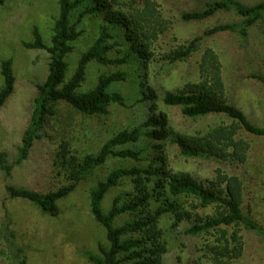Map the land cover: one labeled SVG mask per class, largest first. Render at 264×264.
I'll use <instances>...</instances> for the list:
<instances>
[{
    "label": "trees",
    "instance_id": "16d2710c",
    "mask_svg": "<svg viewBox=\"0 0 264 264\" xmlns=\"http://www.w3.org/2000/svg\"><path fill=\"white\" fill-rule=\"evenodd\" d=\"M6 1L0 0V6ZM57 4L58 15L52 28L51 44L47 46L43 43L36 28L33 30L34 39L24 43L27 48L47 51L48 73L46 79L36 85L34 106L14 162L7 163L4 154L0 153V169L5 179L10 176L12 165H19L28 157L34 140L42 136L47 120L56 115L60 104L64 103L88 116L105 114L111 104L124 105L120 93L107 89L111 83L125 80L124 71L101 75L93 87L80 91L90 61L117 66L127 63L130 55L136 54L146 67L155 59L153 51L157 40L171 25L155 0H57ZM80 6L82 9L77 20L70 21L71 14ZM225 11L234 12L239 21L216 24L169 50L160 59L168 63L184 61L199 49L202 39L218 32H237L246 38L248 29L264 20V0L253 5L237 0H209L199 10L182 12L180 19L183 22L199 21ZM98 13L116 32H108L106 26L101 28L90 47L80 55L72 75L65 78V56L79 37L76 24L85 15ZM118 30L121 31L122 44L114 39ZM114 50L117 56L111 57L109 53ZM221 68L214 49H204L198 61L197 80L185 83L176 91H166L162 102L169 107H178L182 115L189 118L214 115L227 121H220L203 134L180 133L168 123L164 113L156 112V96L148 90L146 97L151 101L149 117L130 129L114 134L96 153L77 156L66 145L60 146L55 162L65 175V185L43 193L6 183L7 197L27 199L42 212L57 216L59 209L56 201L69 194L94 168L103 165L109 158L132 160L139 164L112 169L90 190V212L104 227L106 244L98 245V255L87 254L88 260L92 264H164L167 242L159 222L168 215L172 229L182 221H188L186 234L206 236L192 264H233L244 251L243 230L255 233L264 240V226L242 212L243 181L237 175L227 173H218L205 182L198 181L186 172L170 168L163 149L168 141L185 158L242 164L247 159L249 142L240 137V133L264 137V126L252 123L241 109L228 100ZM1 75L0 107L14 89L15 78L10 60L2 61ZM256 78L264 83V77ZM141 137L155 142L149 150L124 147L139 142ZM150 151L152 156L147 155ZM123 180H129L130 189L116 194L110 208L104 211L101 206L103 197ZM183 198L192 199L196 203L193 207L210 206L213 211L207 215L194 212L183 206ZM122 215L130 218L122 224H115V220ZM6 226L4 229L0 227L4 247L0 249V255L6 253L8 259H16L17 264H26L24 257H20L21 250L17 248L15 236L9 230L10 221Z\"/></svg>",
    "mask_w": 264,
    "mask_h": 264
},
{
    "label": "rangeland",
    "instance_id": "374dc122",
    "mask_svg": "<svg viewBox=\"0 0 264 264\" xmlns=\"http://www.w3.org/2000/svg\"><path fill=\"white\" fill-rule=\"evenodd\" d=\"M155 1L163 17L169 19L171 24L155 44V59L145 67L138 55L131 54L128 62L122 65H103L90 61L86 66L80 91L93 87L101 75L126 72L125 80L113 82L107 88L108 91L120 93L124 105L111 104L105 114L88 116L64 103L60 104L56 115L47 120L42 136L34 140L28 157L19 165H12L8 179H5L0 169V227L4 229L7 221H10L9 230L13 232L16 247L21 250L20 257H24L26 264H92L87 254L98 255V245L106 244V237L104 227L90 212V190L97 180L104 179L112 169L139 163L109 158L103 165L94 168L69 194L56 201L59 209L57 216L42 212L27 199L8 198L6 183L43 193L65 185V175L55 162L60 146L66 145L77 156L96 153L114 134L130 129L149 117L151 101L146 97L148 90L156 96V112L164 113L168 123L180 133L203 134L224 121L223 117L214 115L189 118L182 115L178 107H169L162 102L166 91H176L185 83L197 80L198 61L204 49L212 48L219 56L228 100L241 109L252 123L264 126V83L256 78L264 77V20L251 26L246 38L237 32H218L202 39L199 49L186 60L168 63L160 58L169 50L216 24L236 23L239 17L232 11H225L204 20L183 22L180 19L182 12L199 10L209 0ZM237 1L253 5L259 0ZM81 9L82 6L71 14L70 21L77 20ZM57 15V0H8L0 6V89L3 86L2 61H11L15 78L13 92L0 107V153L4 154L9 164L17 156L22 134L28 125L37 95L36 85L42 83L48 73L47 51L27 48L24 43L34 39L33 30L36 28L43 43L49 46ZM105 26L108 32H116L104 21L101 13L87 14L76 24L79 37L65 56V78L72 75L80 55L90 47ZM114 39L122 44L121 31L117 32ZM109 55L117 56L116 50ZM239 136L249 142L247 159L242 164L185 158L168 141L164 143L163 149L170 168L186 172L198 181L212 180L218 173L240 177L244 187L242 212L264 226V137L244 132ZM153 143L141 137L139 142L124 147L149 150ZM148 154L152 156L151 151ZM129 189V180H123L118 186L110 188L101 201L102 209L107 211L114 196ZM182 204L201 215L213 211L210 206L193 207L196 203L190 198H183ZM129 218L128 215H122L115 220V224H122ZM170 224L168 215L159 222L167 242L164 264H192L206 236L186 234L188 221H182L175 229ZM242 234L244 251L233 264H264V240L247 230H243ZM3 248L0 239V249ZM8 258L6 253L1 254L0 264H17L16 259Z\"/></svg>",
    "mask_w": 264,
    "mask_h": 264
}]
</instances>
